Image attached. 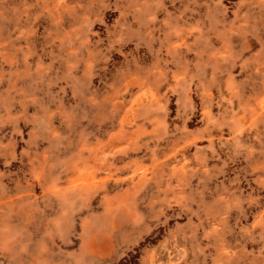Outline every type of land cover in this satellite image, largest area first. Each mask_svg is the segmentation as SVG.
Masks as SVG:
<instances>
[{
	"label": "rangeland",
	"instance_id": "1",
	"mask_svg": "<svg viewBox=\"0 0 264 264\" xmlns=\"http://www.w3.org/2000/svg\"><path fill=\"white\" fill-rule=\"evenodd\" d=\"M0 264H264V0H0Z\"/></svg>",
	"mask_w": 264,
	"mask_h": 264
}]
</instances>
